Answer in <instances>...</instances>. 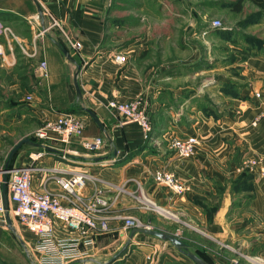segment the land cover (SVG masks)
<instances>
[{
  "label": "crops",
  "instance_id": "obj_1",
  "mask_svg": "<svg viewBox=\"0 0 264 264\" xmlns=\"http://www.w3.org/2000/svg\"><path fill=\"white\" fill-rule=\"evenodd\" d=\"M25 2L27 0L23 1L26 7L23 9L12 8L15 0L0 1V14L8 15L9 12L10 16L24 20L37 14L39 21V24L28 22L29 33L21 34L19 31L13 33L8 27L19 23L0 20V26L8 28L13 35L9 40L0 33V43L5 49V64L0 66V99L17 103L20 100L22 103H18V108L26 110L30 117L43 125L46 120L61 114L71 113L84 118L85 137L100 136L104 142L98 155H89L77 143H72L67 149L73 163H64L59 156L47 152L51 156L41 164L69 171L83 170L99 180L101 186L125 185L129 193L132 191L126 184L136 183L142 193L160 207L157 214L169 215L170 219L166 221L175 226L173 232H166L167 229L159 231L172 236L181 231L184 238L174 237L186 241L188 247L200 253L207 264H264V179L258 176L257 171L251 173L244 169L247 158L261 159L264 166V56L244 63L241 75L246 78L247 85H243L239 97L247 100L227 98L232 101H225L232 112L220 114L222 117L217 120L201 118L200 121L197 118L203 112L197 107V100L201 103L205 94H220L219 87L209 86L215 78L196 71L192 75L180 73L182 77H169L161 75V71L157 87L147 86L146 73L141 72L140 65L134 61L125 65L115 64L109 51L112 47L101 44L102 32L95 19L102 0H28L32 8ZM39 8L42 10V23ZM43 9L52 22L45 20ZM42 24L46 31L38 37L42 33ZM64 36L79 44L80 51L71 49L62 38ZM62 50L68 53V57ZM41 62L46 63L45 72L40 71ZM78 66L81 67L77 79L80 98L73 84ZM219 83L220 80L214 84ZM184 93L185 97H177ZM255 93H259L261 99L256 100ZM143 95L149 103L148 115L152 122L150 142H145L136 125L116 116L108 108L110 102L125 103ZM27 97L31 100L26 101ZM86 110L95 115L102 129L83 112ZM179 115L192 120L195 118V121H188L185 125L176 118ZM173 116L177 121L172 120ZM189 136L197 138V152L191 159L180 162L169 147L170 141ZM30 141L31 145H23L29 149L26 156L21 151L22 146L9 169L28 166L31 154L45 151L38 141ZM13 147L0 142V153L1 150L4 152L3 159L0 155V169L6 164ZM160 170L174 174L188 191L175 196L154 184L151 174ZM46 179L45 175H35L33 188L38 191L43 186L56 189L53 182L45 183ZM85 194H91L90 186ZM6 195L8 200L7 190ZM125 198L129 196L119 198L113 207L115 212L109 217L110 226L112 224L119 231L124 244L130 231L123 230L120 220L133 210L127 207ZM12 208L8 201V211ZM179 223L189 225V230L179 227ZM138 236L133 237L125 259L118 264H146L149 253L138 251L144 248L143 245L139 247L143 241ZM157 240V264H194L168 243ZM133 246H138V249H133ZM96 261L107 262L103 259Z\"/></svg>",
  "mask_w": 264,
  "mask_h": 264
},
{
  "label": "rangeland",
  "instance_id": "obj_2",
  "mask_svg": "<svg viewBox=\"0 0 264 264\" xmlns=\"http://www.w3.org/2000/svg\"><path fill=\"white\" fill-rule=\"evenodd\" d=\"M23 1L26 0H15L12 8L24 9ZM26 5L32 8L28 0ZM43 12L45 20L52 22V19L46 17L48 15L44 9ZM95 15L102 32L101 44L112 47V50H109L112 58L121 55L124 59L123 65L133 61L140 65L141 72L146 73L147 86L157 87V79L161 71V75L169 77L180 76V73H183V76L192 75L191 73L196 71L205 72L206 76L215 78L209 82V86L219 87L220 94H205L201 103L197 100V107L203 112V115L197 118L198 120L201 121V118L217 120L222 117L220 114L232 112L231 106L225 101L232 102L231 100L235 98L239 101L247 100V98L239 97V92L244 88L243 85H247L246 78L241 75L244 63L251 58L264 56V11L247 0H102ZM29 16L27 20H24L0 14V20L6 23L9 21L19 23L16 24L17 26L11 24L8 27L13 33L19 31L21 34H28L30 31L28 22L39 24L36 19L37 14L32 18V15ZM215 22L218 25L214 26ZM62 38L65 39V36ZM218 80L220 83L214 84ZM181 95L182 98L186 96L184 93L177 97ZM254 98L261 99L259 93H255ZM139 100L143 101L148 115L147 99L143 95ZM179 101L183 102L181 99ZM18 103L22 102L19 100ZM18 103L0 99V142H4L9 147H13L21 139L35 140V133L43 126L39 120L30 117L26 110L18 108ZM149 117L148 115L152 133V122ZM176 118L185 125L188 121L192 123L195 121V118L192 120L190 117L180 115ZM172 120H176L175 116ZM151 133L145 142L151 141ZM26 148L23 146L21 150L25 156L29 151ZM1 152L4 153L2 150ZM2 153H0L1 159H3ZM244 169L248 171L247 168L244 167ZM116 186L119 185L116 184ZM126 186L132 191V196L125 198V201L127 207L133 210L130 211V215L121 216L138 219L143 224V229L153 231L167 229L166 232H173L175 226L166 221L170 219L169 215L157 214L160 207L151 197L143 193L152 206L144 205L137 200L143 192L142 189L136 183H127ZM141 207L151 209L147 208L145 211ZM112 212H115V208L105 216L110 217ZM120 222L123 224V219ZM179 224V227H184L185 231L189 230L185 225ZM109 227L110 232L97 238L93 256L95 260L107 261L124 244L125 240L120 238L119 231L112 224ZM14 228L33 261L26 257L12 233L0 226V264H33L35 257L30 252L32 236L16 225ZM175 235H178V238L180 236L184 238L181 231H176L173 236ZM138 237L143 241L139 247L144 246L138 251L149 253L146 255L149 257L146 264H157V238L145 235ZM136 248L138 249V246H133V249L137 250ZM190 250L193 252L192 249ZM127 253L128 249L112 264L122 263Z\"/></svg>",
  "mask_w": 264,
  "mask_h": 264
},
{
  "label": "built area",
  "instance_id": "obj_3",
  "mask_svg": "<svg viewBox=\"0 0 264 264\" xmlns=\"http://www.w3.org/2000/svg\"><path fill=\"white\" fill-rule=\"evenodd\" d=\"M214 24V26L218 25L217 22ZM0 33L9 40L13 39L12 32L8 28L0 26ZM42 35L41 33L38 37ZM65 40L71 49L80 50L79 44L71 43L66 36ZM113 61L118 65L124 64L121 55L114 56ZM4 64L5 49L0 43V66ZM40 71H46L45 62H41ZM26 100L30 101L31 98L27 97ZM108 108L116 116L136 125L143 139L148 140L151 127L143 101L136 99L125 103L110 102ZM85 129L84 118L70 113L61 114L52 120H46L42 128L35 133L34 139L42 147L61 151L62 162L69 164L73 162L66 158L71 155L67 146L72 143H77L89 155H98L103 150V138L85 137ZM198 146L197 138L192 136L173 138L169 145L180 162L191 159ZM49 156L51 155L46 151H39L29 156L31 164L28 166L6 171L0 169V220H3L4 216L2 185L5 177L8 201L13 206L9 212L11 221L32 236L30 252L35 257L36 264H72L90 259L94 255L97 238L110 232V218L105 214L111 212L121 196H132V194L125 185L101 186L99 180L90 177L83 170L69 171L45 167L41 163ZM262 164V160L258 158L246 159L244 167L251 173L257 170L259 177L264 178ZM37 174L45 175L47 178L45 183L53 182L56 189H48L46 186L40 191L34 189L33 177ZM151 180L175 196H182L188 191L177 177L165 170L154 171ZM88 186L91 187V194L86 195ZM140 198H145L143 193L140 194ZM140 198L137 200L143 203ZM147 208L141 207L145 211ZM123 225L125 232L144 228L136 218H124Z\"/></svg>",
  "mask_w": 264,
  "mask_h": 264
},
{
  "label": "water",
  "instance_id": "obj_4",
  "mask_svg": "<svg viewBox=\"0 0 264 264\" xmlns=\"http://www.w3.org/2000/svg\"><path fill=\"white\" fill-rule=\"evenodd\" d=\"M2 1V0H0ZM36 1V0H34ZM40 10V8H39ZM8 14H11L8 12ZM39 19L42 23V10H40L39 12ZM42 34L45 33L46 31V27L44 26V24H42ZM63 54L66 55L68 57V53L65 50H62ZM81 71V67L78 66L76 67V72L74 75V88L76 90V93L78 95V97H81L80 91H79V87H78V75ZM86 115L90 116V118L95 122V124L99 127V129H102V125L99 123L98 119L95 117L94 114H92L90 111L86 110L83 111ZM83 112H80V114H82ZM31 145V141L29 139H24L23 141L19 142L17 145H15L9 156L8 159L6 161V164L3 167V170L6 171L7 169H9V167L11 166V162L14 158V156L16 155L17 151L23 146V145ZM38 147H40L38 145ZM43 150H45L46 152H49L53 155L62 157L63 154H59L58 152L50 149V148H45L42 147ZM67 159H69V156H66ZM2 204H3V209H4V216H3V220H0V226L7 228L12 235L17 239L19 245L21 246V248L23 249L26 257H28L30 259V261L32 262V256L29 254V251L27 250V247L25 246L24 242L21 240V238L17 235V231L14 228L11 218L9 216V212H8V200H7V195H6V185H5V177H4V181H3V185H2ZM135 235H145V236H150V237H154L157 238L161 241H164L166 243H168L169 245H171L173 248H175L179 253H181L182 255H184L187 259H189L192 263L194 264H207L206 262H204L202 259H200L199 257H197L193 252H191L190 248L181 240H179L178 238L166 234L164 232H160V231H153V230H149V229H132L130 231L129 234V239L128 241L124 244V246L120 249V251L115 254L109 261H107L106 263H99L94 259H87V260H83V261H78L72 264H86L89 262H95L96 264H111L113 263L115 260H117L123 253H125L127 251V249L131 246V241L133 240V237ZM35 263V261L33 262V264ZM36 264V263H35Z\"/></svg>",
  "mask_w": 264,
  "mask_h": 264
},
{
  "label": "trees",
  "instance_id": "obj_5",
  "mask_svg": "<svg viewBox=\"0 0 264 264\" xmlns=\"http://www.w3.org/2000/svg\"><path fill=\"white\" fill-rule=\"evenodd\" d=\"M247 1L250 2L252 5H254V6H256V7L260 8L264 11V0H247ZM237 8H238V6H237ZM8 15H10V14H8ZM184 243L186 244V241H184ZM189 248L191 249V247H189ZM193 252L197 255V257L204 260L203 259L204 257L200 253H198L197 251H193Z\"/></svg>",
  "mask_w": 264,
  "mask_h": 264
},
{
  "label": "bare ground",
  "instance_id": "obj_6",
  "mask_svg": "<svg viewBox=\"0 0 264 264\" xmlns=\"http://www.w3.org/2000/svg\"><path fill=\"white\" fill-rule=\"evenodd\" d=\"M71 114V113H70ZM184 138H186V137H184ZM196 152H197V150H196ZM196 154V153H195ZM195 156V155H194ZM193 156V157H194ZM59 159L61 160V157H59ZM247 159H256V158H247ZM62 161V160H61ZM64 163H68V162H64ZM263 163V162H262ZM262 166H263V164H262ZM263 168H264V166H263ZM257 171V170H256ZM170 173V172H169ZM256 173V172H255ZM172 174V173H171ZM174 175V174H173ZM175 176V175H174ZM259 176V175H258ZM176 177V176H175ZM264 179V178H263ZM142 199V201H143V203L144 204H147L148 206H152V204L150 203V202H148L145 198H141ZM9 212V211H8ZM10 216V215H9ZM12 224H13V222H12Z\"/></svg>",
  "mask_w": 264,
  "mask_h": 264
}]
</instances>
